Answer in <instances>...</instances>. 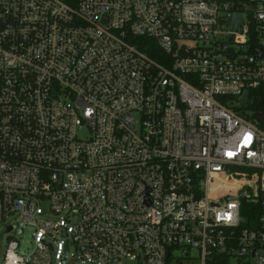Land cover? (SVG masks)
I'll return each mask as SVG.
<instances>
[{
  "label": "built area",
  "instance_id": "2783aa9c",
  "mask_svg": "<svg viewBox=\"0 0 264 264\" xmlns=\"http://www.w3.org/2000/svg\"><path fill=\"white\" fill-rule=\"evenodd\" d=\"M261 87L264 0H0V264H264Z\"/></svg>",
  "mask_w": 264,
  "mask_h": 264
},
{
  "label": "trees",
  "instance_id": "16d2710c",
  "mask_svg": "<svg viewBox=\"0 0 264 264\" xmlns=\"http://www.w3.org/2000/svg\"><path fill=\"white\" fill-rule=\"evenodd\" d=\"M139 46L141 49L147 51L149 54H151L154 57H157V53L160 52V49L155 43V40L152 38H148V37L142 38V40H140L139 42ZM254 93H258V96L256 97L255 101L251 104L250 108L252 110H260L264 112V88L261 87V89L251 92V94ZM244 205H243L242 213L247 218L245 221L246 223L245 226L252 227L257 222L260 211L257 210L252 211L250 209L249 213H246V211H244V207L246 206L249 207L251 206V204L245 203Z\"/></svg>",
  "mask_w": 264,
  "mask_h": 264
},
{
  "label": "rangeland",
  "instance_id": "374dc122",
  "mask_svg": "<svg viewBox=\"0 0 264 264\" xmlns=\"http://www.w3.org/2000/svg\"><path fill=\"white\" fill-rule=\"evenodd\" d=\"M234 181H231L230 183H233ZM20 226V225H19ZM0 236V251L4 250L5 244L7 243V235L5 232H1ZM33 232L30 229H25L24 232L21 234L22 237V246H23V251H26L27 248H32L33 247ZM16 236L20 238V232L16 233Z\"/></svg>",
  "mask_w": 264,
  "mask_h": 264
},
{
  "label": "water",
  "instance_id": "95a60500",
  "mask_svg": "<svg viewBox=\"0 0 264 264\" xmlns=\"http://www.w3.org/2000/svg\"><path fill=\"white\" fill-rule=\"evenodd\" d=\"M229 20L231 21V29L232 30H236L244 22V19L235 13L229 14ZM247 101H248V93L246 92L241 97V102L246 103ZM263 117H264L263 113H255L253 115V118H258L260 120H263Z\"/></svg>",
  "mask_w": 264,
  "mask_h": 264
},
{
  "label": "bare ground",
  "instance_id": "6f19581e",
  "mask_svg": "<svg viewBox=\"0 0 264 264\" xmlns=\"http://www.w3.org/2000/svg\"><path fill=\"white\" fill-rule=\"evenodd\" d=\"M233 183H236V181H234Z\"/></svg>",
  "mask_w": 264,
  "mask_h": 264
}]
</instances>
